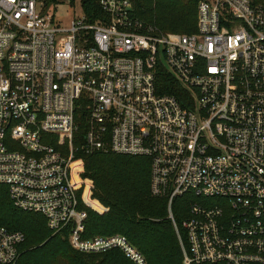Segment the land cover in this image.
<instances>
[{
  "label": "built area",
  "instance_id": "obj_1",
  "mask_svg": "<svg viewBox=\"0 0 264 264\" xmlns=\"http://www.w3.org/2000/svg\"><path fill=\"white\" fill-rule=\"evenodd\" d=\"M135 2L100 0L107 17L63 26L47 0H0V184L53 233L70 228L76 251L147 264L123 235L84 238L76 155L147 157L184 264H264V3L199 0L188 35L163 32ZM160 67L186 100L158 93ZM184 195L186 244L172 213ZM24 240L0 226V264H18Z\"/></svg>",
  "mask_w": 264,
  "mask_h": 264
},
{
  "label": "trees",
  "instance_id": "obj_2",
  "mask_svg": "<svg viewBox=\"0 0 264 264\" xmlns=\"http://www.w3.org/2000/svg\"><path fill=\"white\" fill-rule=\"evenodd\" d=\"M259 1L264 3V0ZM47 2L53 4L57 0ZM81 3L90 22L107 17L100 0H81ZM198 3L199 0H136L135 6L141 18L155 23L163 32L189 35L197 29ZM156 86L161 95L186 100L187 95L179 83L163 67L158 70ZM86 131L87 124L82 118L74 141L76 147L83 143ZM76 158L83 159L82 178L89 182L84 196L86 204L82 200L83 190L78 192L79 209L87 213L84 238L123 235L142 253L147 264H184L182 245L169 217L168 200L156 198L151 192L149 158L111 152L90 155L78 152ZM190 204L189 195L175 199L172 204L184 244L182 223L188 217ZM0 226L25 237L18 264H131L124 253L116 249L98 254L76 251L69 242L70 228L53 233L42 214L17 208L8 187L2 184Z\"/></svg>",
  "mask_w": 264,
  "mask_h": 264
},
{
  "label": "rangeland",
  "instance_id": "obj_3",
  "mask_svg": "<svg viewBox=\"0 0 264 264\" xmlns=\"http://www.w3.org/2000/svg\"><path fill=\"white\" fill-rule=\"evenodd\" d=\"M52 5L53 7L51 11L55 14V18L63 23V26H68L73 19L81 18L84 15L81 0H75L74 2H71L70 0H57V2ZM84 171L80 174V176H78L79 183L81 182L80 186L82 185L81 190H83V192H85L87 189L85 186H89V182L86 179L82 178V174L84 173Z\"/></svg>",
  "mask_w": 264,
  "mask_h": 264
}]
</instances>
